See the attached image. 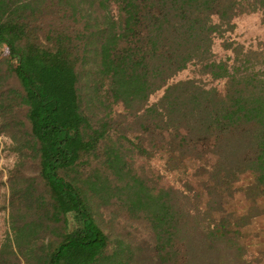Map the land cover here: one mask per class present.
I'll return each mask as SVG.
<instances>
[{"label": "trees", "instance_id": "obj_1", "mask_svg": "<svg viewBox=\"0 0 264 264\" xmlns=\"http://www.w3.org/2000/svg\"><path fill=\"white\" fill-rule=\"evenodd\" d=\"M254 12L264 0H0L18 154L0 264H264V43L214 52ZM190 65L223 87L177 79Z\"/></svg>", "mask_w": 264, "mask_h": 264}, {"label": "rangeland", "instance_id": "obj_2", "mask_svg": "<svg viewBox=\"0 0 264 264\" xmlns=\"http://www.w3.org/2000/svg\"><path fill=\"white\" fill-rule=\"evenodd\" d=\"M236 27L232 31L225 33V36H217L214 42V52L218 57H226L232 54L231 48L224 46L226 41L239 42L245 47L254 48L261 43H264V18L260 12H254L250 14H243L235 19ZM3 53L8 54V49L3 48ZM197 65H190L187 69L180 72L177 79H184L188 77H200L206 83L216 85L222 88L224 80L213 81L207 75H201L198 71ZM160 96V92L154 94L151 97V101L157 100ZM122 106L117 105L116 111L122 112ZM14 142L7 132H0V247L5 242L8 234L10 233L9 227V201H10V186H9V174L14 168L18 154L13 150ZM145 163L144 160L138 159V163ZM157 168L161 167L160 161H152L151 163ZM160 183L165 184V172L161 173ZM112 215L109 211L104 212V219L106 223L104 226L110 233L112 239H116L120 234L126 233L123 230L124 220L118 217L115 220V227L109 228L107 222L111 219ZM131 232H135V228H128Z\"/></svg>", "mask_w": 264, "mask_h": 264}]
</instances>
